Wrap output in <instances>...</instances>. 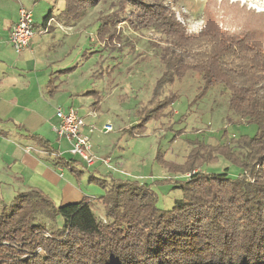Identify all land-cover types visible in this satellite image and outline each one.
Returning a JSON list of instances; mask_svg holds the SVG:
<instances>
[{
  "label": "trees",
  "instance_id": "16d2710c",
  "mask_svg": "<svg viewBox=\"0 0 264 264\" xmlns=\"http://www.w3.org/2000/svg\"><path fill=\"white\" fill-rule=\"evenodd\" d=\"M100 1L65 0L58 25L71 26ZM166 1L121 0L122 9L126 2L135 8L134 30L157 29L173 45L162 48L166 70L155 87L146 119L127 133L143 135L147 123L161 120L178 100L175 95L161 100L162 91L194 71L202 78L197 99L214 85H224L231 91V111L255 125L257 134L216 146L196 140L182 165H170L159 155L158 161L168 164L171 173L183 177L162 181L182 193L170 210L158 207L151 185L137 181L91 180L105 191L97 203L104 209L103 218L85 199L56 206L35 190L19 194L10 207L0 210V264H264V14L249 10L256 17L252 27L236 38L230 31L221 34L217 27L216 12L221 14L228 5L217 11L216 0H209L203 11L205 29L188 36ZM120 18L117 12L98 19L99 43L112 46L120 41L116 31ZM55 20L53 13L44 19L47 34L60 28L52 26ZM191 46L202 51L193 53ZM88 95L99 99L95 92ZM39 146L51 154L55 151L42 140ZM222 159L239 174L232 176L228 169L196 172ZM72 163L62 159L58 165L69 168L80 182L82 171L71 167ZM39 218L49 225L38 222Z\"/></svg>",
  "mask_w": 264,
  "mask_h": 264
},
{
  "label": "rangeland",
  "instance_id": "374dc122",
  "mask_svg": "<svg viewBox=\"0 0 264 264\" xmlns=\"http://www.w3.org/2000/svg\"><path fill=\"white\" fill-rule=\"evenodd\" d=\"M45 2L36 8L29 5L37 25L41 27L44 19L53 10L57 21L52 22V26L56 27L58 19L63 15L65 0ZM208 2L209 0H167L166 7L175 15L186 34L192 36L205 29L203 11ZM213 4L214 2H211L210 6ZM47 5H51V9ZM123 5L121 0H101L96 7L89 9L84 17L72 22L69 28L59 23L61 28H57L53 33L36 37L30 50L19 55L11 51L18 60H25L24 65H18L20 69L17 71L25 75L29 83L25 85V81H21L17 96L33 102V106L28 107L27 112L16 110L11 113L20 119H15L19 123L5 122L0 125L1 130L10 134L7 136L11 142L30 140L28 144L33 149L36 144L29 137L34 135L25 133L26 129L18 130L16 126L22 121L27 120L28 123L31 118H41L53 145L58 150L61 148L59 151L64 152L66 159L73 161L71 167L82 171V176L78 183L75 181L77 177H74L69 168H61L64 169L65 175V178H62L60 172H57L59 169L51 167V173L53 170L56 175V179H53L59 181L56 193L50 195L38 189L35 191L49 197L56 206L78 203L84 198L92 202L93 209L100 218L104 217V209L101 206L99 208L97 203L105 191L100 184L91 182L93 178L110 183L137 181L151 185L158 198V207L170 210L176 200L182 199V193L162 181L183 177H176L166 165H182L196 140L216 146L240 136L254 137L257 134L255 125H249L246 120L231 111V91L224 85H214L207 95L197 99L201 93L202 78L201 74L194 71H189L182 80H175L162 91L161 100L174 95L178 100L164 113L161 120L147 123L143 135L132 136L127 133L128 129L139 127L140 122L146 119L148 109L152 107L150 102L154 98L155 87L166 70L161 57L162 48L173 45L172 39L157 29L134 30L132 21L135 8L131 2H126L124 9ZM226 5L227 12H216L217 27L221 34L230 31L229 34L235 35L236 38L247 33L252 27V18L256 17L248 14L249 10L264 14V0H216L217 11L225 10L223 7ZM117 12H121V20L116 23L120 41L115 40L112 46L107 45L108 42L99 43L98 19ZM191 51L199 53L202 50L198 46H191ZM63 70H70L71 73L61 75L60 71ZM50 83L57 86L55 91L53 85L50 87ZM90 92H95L99 99L89 96ZM59 107L64 110L76 108L79 115L81 113L86 122L95 129L93 134H88V129L85 130L93 147L95 163L92 167H87L78 157L72 156L69 153V145L65 140H59L53 132V127L58 123L56 111ZM91 113L95 117L91 116ZM107 125L113 126L112 132H105ZM2 145L0 150L3 152L0 155L4 158L6 147ZM232 146L236 147L234 144ZM159 155H162L164 162L168 164H164L163 160L162 163L158 161ZM42 160L48 163L49 168L51 161H62L60 156L55 154H49ZM231 166L222 159L218 164L196 172L220 173L228 169L232 176H237L239 171ZM24 188L27 187L15 184L11 189H7V186L0 185V210L10 207L15 198L25 191ZM38 222H46L45 224L49 225L48 221L41 218ZM62 224L63 219L60 218L59 226Z\"/></svg>",
  "mask_w": 264,
  "mask_h": 264
},
{
  "label": "crops",
  "instance_id": "0c3cea01",
  "mask_svg": "<svg viewBox=\"0 0 264 264\" xmlns=\"http://www.w3.org/2000/svg\"><path fill=\"white\" fill-rule=\"evenodd\" d=\"M45 3V0H0V125H4L3 123L5 122H9V124H15V122L19 123L15 121V119H20L15 118V116H12L11 113L16 110L27 112L29 111L28 107L32 108L33 106V102L30 103L29 101L22 100L17 96V90L21 84V81H25V85H29V83H27V77L17 71L18 69H20L18 65H20V63L24 65L25 60L23 58L21 60H18L15 56L12 55L11 51H15L13 50L9 39L13 27L19 20V12L21 8H26L32 11L29 5H32L33 8H36L37 6ZM50 6L51 5H47L48 8ZM51 13H53V10L49 12V14ZM35 24L37 25L36 20ZM56 26H59L61 28L60 25ZM42 29L44 28H42L41 25L40 30ZM44 35H38L37 38ZM41 46L45 48V46ZM45 60H47L46 57ZM80 115L85 118L81 113ZM90 115L95 117V115H93L92 113ZM26 121H22V123L17 125L16 128L20 131H22L21 129H26L25 133H29L30 135L33 134L34 136H36V138H34V136L29 137L36 144L33 149L31 148L32 146L28 144L29 142H31L30 140L29 142H23V140H21L20 142H11V140L7 136L9 133H6L5 130L0 129V145L3 144L2 147H6L4 158L2 157V155H0V185H5L7 186V189H11L13 185L16 184L17 186L27 187L24 188L25 191L22 192L38 189L43 193L45 191L51 195L53 193H56L57 186L59 187V181L54 180L56 179L54 177L56 176L54 171L52 170V173L50 171L51 167L58 168L59 171L57 170V172H60V176L62 178H65L63 171L66 168L62 165H58L59 161L56 160L51 161L50 168L48 167V163L43 161L42 158L46 159L47 156L51 153H48L46 150L39 146L40 140L48 142L54 149L57 150L53 151L52 154L60 156L61 159H68L64 157V152L59 151L61 150V148H59L58 150L56 146L53 145V142H51V140L49 139L50 134L47 129H45V124H43L44 122L41 118L28 119V123ZM51 130L52 129H50V132L53 134L54 131L52 132ZM37 131H40V133H37ZM27 148H30L31 152H26ZM2 152L3 150H0V154ZM1 159H6L7 161L4 162ZM59 179L61 178L59 177ZM75 181L77 182V180ZM61 182L63 185L65 184V182ZM78 183L80 182L78 181ZM71 188L72 187H70V189ZM82 200H84V198Z\"/></svg>",
  "mask_w": 264,
  "mask_h": 264
},
{
  "label": "built area",
  "instance_id": "2783aa9c",
  "mask_svg": "<svg viewBox=\"0 0 264 264\" xmlns=\"http://www.w3.org/2000/svg\"><path fill=\"white\" fill-rule=\"evenodd\" d=\"M35 25L32 11L21 8L19 20L13 27L9 39L13 50L17 54H21L28 50L31 42L38 35L48 33V29L37 31ZM56 117L58 123L53 127L54 133L60 140H65L68 143L70 147L69 153L72 156L78 157L87 167H92L95 163L92 151L93 147L90 137L85 134V130L88 129V134H93L95 130L93 126L86 123L85 118L81 117L78 110L74 107H70L68 110L59 107L56 111ZM112 131L113 126L107 125L105 127L106 133ZM26 152H31V149L27 148ZM106 163H108V161H106Z\"/></svg>",
  "mask_w": 264,
  "mask_h": 264
},
{
  "label": "bare ground",
  "instance_id": "6f19581e",
  "mask_svg": "<svg viewBox=\"0 0 264 264\" xmlns=\"http://www.w3.org/2000/svg\"><path fill=\"white\" fill-rule=\"evenodd\" d=\"M79 113V112H78Z\"/></svg>",
  "mask_w": 264,
  "mask_h": 264
}]
</instances>
